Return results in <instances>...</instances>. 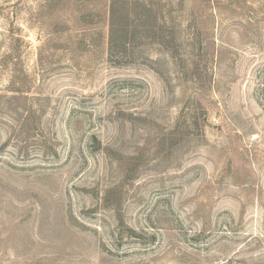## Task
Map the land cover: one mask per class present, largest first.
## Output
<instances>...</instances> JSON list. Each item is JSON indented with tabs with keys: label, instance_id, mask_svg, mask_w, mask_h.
I'll return each instance as SVG.
<instances>
[{
	"label": "rangeland",
	"instance_id": "rangeland-1",
	"mask_svg": "<svg viewBox=\"0 0 264 264\" xmlns=\"http://www.w3.org/2000/svg\"><path fill=\"white\" fill-rule=\"evenodd\" d=\"M0 264H264V0H0Z\"/></svg>",
	"mask_w": 264,
	"mask_h": 264
}]
</instances>
